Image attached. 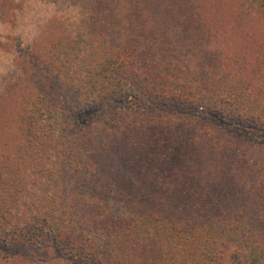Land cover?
<instances>
[{
  "label": "trees",
  "instance_id": "trees-1",
  "mask_svg": "<svg viewBox=\"0 0 264 264\" xmlns=\"http://www.w3.org/2000/svg\"><path fill=\"white\" fill-rule=\"evenodd\" d=\"M13 23L0 240L72 260L0 264H264V0H0Z\"/></svg>",
  "mask_w": 264,
  "mask_h": 264
},
{
  "label": "rangeland",
  "instance_id": "rangeland-1",
  "mask_svg": "<svg viewBox=\"0 0 264 264\" xmlns=\"http://www.w3.org/2000/svg\"><path fill=\"white\" fill-rule=\"evenodd\" d=\"M16 6L18 3H16ZM19 6V5H18ZM20 8V7H19ZM22 11H19L14 18L20 19L21 18ZM25 13L29 17H34V19L38 18L41 13L38 12V10L31 11L26 8ZM25 15V14H24ZM14 24V23H13ZM12 31H16V33H20L21 30L18 28V25L16 23L12 26H9L8 24L0 25V40L1 38H9L12 34ZM1 53V51H0ZM6 56H1V60L6 64L3 59ZM7 58V64L12 60L11 55L6 57ZM13 70V68H11ZM255 128H257L255 126ZM264 136V131H262V134H257ZM70 259L72 260V257L69 256V253L65 250L59 249L52 243H44V242H37V243H31L26 242L21 239H12L7 241L0 240V260H7V261H16V262H30L35 260H48V259ZM75 264H84L83 262H74Z\"/></svg>",
  "mask_w": 264,
  "mask_h": 264
}]
</instances>
